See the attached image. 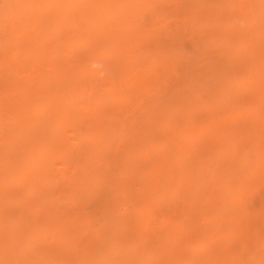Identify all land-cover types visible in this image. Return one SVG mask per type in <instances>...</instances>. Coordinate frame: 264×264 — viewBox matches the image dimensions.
Returning <instances> with one entry per match:
<instances>
[{
  "label": "rangeland",
  "instance_id": "obj_1",
  "mask_svg": "<svg viewBox=\"0 0 264 264\" xmlns=\"http://www.w3.org/2000/svg\"><path fill=\"white\" fill-rule=\"evenodd\" d=\"M34 1L39 2L0 0V264H29L31 258L30 264L38 258L44 264H83L84 258L87 264H123L121 251L126 252L121 258L125 260H129L128 252H134V259L124 264H200L201 259L204 264L211 262L210 256L215 264H264V101L253 86L244 85L247 77H258L264 89V62L260 64L264 60V10L253 24L246 0H141V4L120 0L116 14L127 20L120 21L127 29L120 51L131 61L130 74L136 84L114 85L112 78H119L110 71L112 57L101 59L107 64L95 81L92 71L85 70L94 56L93 47L101 51L107 44L109 18L95 13V18L99 16L95 21L79 19L71 25L59 18L50 0L51 7H43V0L38 5ZM77 15L69 13L68 17ZM250 24L252 30L247 28ZM135 29L141 30V36ZM138 43L141 56L136 55ZM237 43L243 46L235 49ZM81 69L84 72L78 74ZM137 74L141 75L134 78ZM124 89L133 93L119 104ZM57 97L67 101L72 97L77 107L59 118L53 134L48 132L54 126L49 119ZM36 105L41 109H35ZM17 109L30 119L49 118L31 132L26 120L12 121ZM212 127L224 140H216ZM46 136L60 145L51 143L50 148L37 150ZM220 141H228L224 143L227 149L222 150ZM31 143L47 153L39 152L44 165L36 162L40 160L36 151V159L29 155ZM27 161L36 162L42 174L38 178L36 173L38 183L25 174L31 171ZM123 173L124 178H119ZM220 184L223 191L216 189ZM47 218L53 219L54 228L48 225L53 237L36 238L33 245L37 248L28 247L31 253L40 252L34 262L35 253L29 259L25 245L33 233L28 235L27 230L32 225L37 229L39 221L49 223ZM149 221L156 231L158 225L159 229L165 226L163 235L169 242L165 255L157 250L163 237L159 231L154 235ZM115 222L123 231L112 237L118 231L110 230ZM102 230L107 249L101 246ZM105 231L111 233L105 235ZM166 231L173 234L172 240H167ZM98 240L100 247L93 244ZM115 241L121 243L119 247ZM91 244L104 248L100 252L95 247L92 253L104 252L106 258L101 255L96 260L91 253L86 260L90 254L85 247Z\"/></svg>",
  "mask_w": 264,
  "mask_h": 264
},
{
  "label": "bare ground",
  "instance_id": "obj_2",
  "mask_svg": "<svg viewBox=\"0 0 264 264\" xmlns=\"http://www.w3.org/2000/svg\"><path fill=\"white\" fill-rule=\"evenodd\" d=\"M44 1V5H42L43 7L45 6V5H49L50 6V3H48L47 2V0H43ZM55 1V2H54ZM122 1H124V0H122ZM121 1V2H122ZM127 1V0H126ZM134 1V3H135V1H136V3L137 4H141V0H133ZM246 1H249L250 2V4H249V6L247 7V10H246V12L247 13H251L252 14V16H253V19L251 20L252 21V23L253 24H255L256 23V18H257V16L259 15V13L260 12H263V10H264V2L263 1H260V0H246ZM35 3L37 2V1H34ZM39 2H40V0H39ZM38 2V3H39ZM50 2H52V4H51V6H55V7H57L58 8V10H59V13H58V15H59V18L61 19L62 17H63V19L65 20V22L66 23H68V24H71V25H73V24H77L78 22H79V19H80V22H89V21H95L97 18H99V16L101 15H106L108 18H109V20L111 21L110 23H109V25L107 26V30H106V32H105V37L107 38V44L103 47V49L100 51L99 50V47H93V51H94V56L93 57H91V59H92V61L90 62V63H88L86 66H85V70H90V71H92L90 74L91 75H93V80L95 81V76H98L102 71H103V67H104V65H106L107 63H103L102 61H101V59L103 58V57H112L113 59H114V61H113V67L111 68V72L113 73V76H114V74H116V78H119V79H115V77H113L112 78V80L114 79V80H116V81H112V83L114 84V85H118L120 82L122 83V84H120V85H123L124 83V85H126V84H128L129 82H131L132 81V78L133 77H131V70H132V66H131V61H129L128 59H126L125 58V55H124V52H122V51H120V45H121V41H122V38H124L123 36H124V32H125V30H127V29H125V27L123 28V27H121V23H127V20L125 21L124 19H122V20H120V18H118L119 16L116 14V8H117V6L120 4V0H50ZM54 2V3H53ZM38 3H36L37 5H38ZM125 3V2H124ZM42 4H43V2H42ZM50 6V7H51ZM46 9V8H45ZM138 11H140L138 14H141V7L139 6L138 7ZM78 14L77 16H73V17H68V14ZM95 13H99V16L97 17V18H95L94 17V15L93 14H95ZM129 14V13H128ZM123 16V15H122ZM128 16V15H127ZM127 16L125 17V16H123V18H127ZM120 21H121V23H120ZM123 21V22H122ZM68 26H70V25H68ZM103 26H105V24L103 25ZM102 26V27H103ZM82 28V25H81V27H80V29ZM247 28H248V30H252L253 29V26H252V24H250L249 26H247ZM125 29V30H124ZM133 29H131L130 28V32L132 31ZM128 32H129V28H128ZM134 33L135 34H137V35H139V36H141V30H134ZM126 34V33H125ZM238 41H244V40H246V39H244V38H238L237 39ZM60 43H62V42H60ZM59 43V44H60ZM62 44H64V43H62ZM243 46V44L242 43H237L236 44V46H235V49H239V48H241ZM136 47L137 48H135L136 49V55H139V56H141V43H138L137 45H136ZM135 49L133 50V51H130V52H135ZM138 51H139V53H138ZM127 52H129V51H127ZM128 53V54H131V53ZM138 56V57H139ZM131 58V57H130ZM141 58V57H140ZM132 59V62L134 63V62H136V58H134V60H133V58H131ZM262 62H264V60H262L261 62H260V64L262 63ZM121 64H124L122 67H121ZM134 65H136V63L134 64ZM262 65V64H261ZM263 67V66H262ZM137 68V67H136ZM138 69V68H137ZM139 71H140V69H139ZM84 72V70L83 69H81L79 72H78V74H81V73H83ZM139 73V72H138ZM141 74H137L134 78H138L139 76H140ZM118 76V77H117ZM261 79V78H260ZM119 80V81H118ZM138 81V80H137ZM116 82H119L118 84L116 83ZM133 83H134V85L136 84V81L134 82V81H132ZM245 82V84L244 85H250V86H253L254 87V89H255V93H257V97L258 98H260V99H263V100H261V101H264V89H260V84H259V81H258V77L256 78V79H254V80H252V79H249L248 77H247V80L246 81H244ZM249 82V83H248ZM132 83V84H133ZM19 85V87H20V85L21 84H18ZM29 86V85H28ZM129 86V85H128ZM22 87V86H21ZM25 87H27V86H25ZM136 87V86H135ZM132 88H133V90H134V87H132L131 86V90H132ZM20 89H22V88H19V90ZM126 89H124L123 91H122V96H123V98L118 102L119 104H121V103H124V101H126V100H128L130 97H131V95H132V91H128V90H126ZM22 91V90H21ZM128 92V93H127ZM111 99L113 100V102H116L117 101V97H111ZM75 100L72 98V97H70L69 99H68V101L67 100H63V97H57V98H55L54 99V102L57 104V106L55 107V109H54V111L52 112V115L50 116V121H53L54 122V126H53V128H51V129H49L48 130V132H52L53 134H54V132H55V127L57 126V123H58V120H59V118H62L66 113H67V111H68V113H70V109L72 108H74V107H77V105L75 106V104H77V103H75L74 102ZM74 106V107H73ZM34 108V107H33ZM35 109H37V110H40L41 108H40V105L39 106H37L36 105V107H35ZM71 109V110H72ZM43 111V110H42ZM41 111V112H42ZM97 112V111H96ZM14 113H12L11 114V116L13 115ZM72 114V113H71ZM26 114H25V112L24 111H22V110H19L18 111V109L16 110V113L14 114V116H12L11 117V119H12V121L13 122H16V120L18 119V118H21V119H23V120H26L28 123H29V125H30V127H31V132L33 131V127L34 126H43V125H45V123L48 121V119L47 118H49V117H47V116H45V115H41V116H38L37 118H34V119H30V118H27L26 116H25ZM233 117H235L236 116V113H234L233 115H232ZM233 117H231V118H233ZM241 117V116H240ZM239 116H238V118H240ZM99 124V123H98ZM102 126H105V125H102ZM101 126V127H102ZM92 127H94V126H92ZM98 127H99V125H98ZM96 128V127H95ZM97 130H98V133L99 134H101L100 133V128H96L95 129V131L97 132ZM100 130V131H99ZM208 130V129H207ZM207 130H204L203 132L205 133H210V132H207ZM212 130H214V128L212 127V129L210 130V131H212ZM89 131H90V129H89ZM93 131H94V129H93ZM92 131V134H93V136L96 134V133H94ZM216 131V132H215ZM103 132V131H102ZM108 132V131H107ZM213 132H215L214 133V136H215V138H216V140L217 139H219V140H224V139H222L221 137H222V133L221 132H219V130H217V129H215L214 131H212V133L211 134H213ZM218 132V133H217ZM104 133V132H103ZM219 133H221L220 135H218ZM87 134H89V133H87ZM92 134H89V135H92ZM210 134V135H211ZM216 135H218L219 136V138H218V136H216ZM96 136V135H95ZM94 136V137H95ZM99 135L97 134V137H98ZM102 136H104V134H102ZM101 136V137H102ZM49 136H46V138H45V140L47 141H43V142H41L39 145H38V147H36V149L37 150H39V148H41V147H45V148H50V144L52 143V145H55V143H57V144H59V142H57V141H55L54 139V141L52 142H49L48 140H50L51 138H53V137H51L50 139L48 138ZM105 137V136H104ZM205 137V136H204ZM211 139H213V136L211 135ZM224 137V136H223ZM100 138V137H99ZM203 139V138H202ZM95 140V139H94ZM100 139H98V141H99ZM104 140H105V138H104ZM103 140V138L101 139V141L100 142H103L104 141ZM215 140V139H214ZM215 140V141H216ZM185 141V140H184ZM187 141V140H186ZM191 142H194V141H192V140H190ZM190 141H188V142H190ZM96 142V141H95ZM99 142V143H100ZM226 142H228V141H225L224 143L226 144ZM45 143H46V145H45ZM60 143H62V142H60ZM185 143H187V142H185ZM220 143H221V141H220ZM223 142L221 143V144H223L222 145V147L224 146V148H222V150H225V149H227V146H225V144H224ZM231 143V142H230ZM42 144H44L43 146H42ZM219 144V143H218ZM49 145V146H48ZM60 145V144H59ZM101 145V144H100ZM228 145V144H227ZM33 144L31 143V150H33V151H29L30 153H29V155H31V156H34L35 155V152L34 151H36V153H37V157L36 158H38V156H39V158L38 159H40V160H37L36 158H35V156H34V159H36V162H40L42 165H44L45 163H43V160L42 159H44V157L43 156H41V154L40 153H42V154H47L46 152H40V151H37L36 149H34L33 147ZM41 146V147H40ZM46 146H48V147H46ZM154 146V145H153ZM156 146V145H155ZM229 146V145H228ZM55 147V146H54ZM218 147H219V145H218ZM226 147V148H225ZM231 147V146H230ZM41 149H43V148H41ZM40 149V150H41ZM156 149H157V147H156ZM97 150V149H96ZM100 150V149H99ZM134 150H136V149H134ZM229 150H230V148H229ZM98 151V150H97ZM231 151H232V148H231ZM32 152H33V154H32ZM40 152V153H39ZM132 152V151H131ZM221 152H223V151H221ZM235 152V151H234ZM40 155H39V154ZM230 153V152H229ZM236 154V153H235ZM233 155V154H232ZM31 156H29V158L31 159ZM40 156L41 157H43L42 159L40 158ZM67 156V155H66ZM33 158V157H32ZM66 158V157H65ZM231 159H232V157H230ZM67 159V158H66ZM71 159V158H70ZM69 159V160H70ZM204 159H205V157H204ZM230 159V160H231ZM47 160V159H46ZM46 160H44V162H46ZM202 161H201V163H204V160L203 159H201ZM32 161V160H31ZM42 161V162H41ZM30 165L32 164V162H30V161H27ZM36 162L34 161V163L36 164ZM38 162V165H40V163ZM232 162H234V160L232 161ZM231 162V163H232ZM236 162V161H235ZM28 163H27V166L28 167H30V170L31 171H29V170H26V172H25V174L27 173V175L28 174H30L32 177H30V178H32V179H36L37 177L38 178H41L40 177V175H42L41 173L39 174L38 173V171L39 170H37L36 169V167L34 166V163H33V165H31V166H29L28 165ZM69 163V162H68ZM119 164V163H118ZM132 164V163H131ZM164 164H166V163H164ZM125 165H128V163L127 164H125ZM37 166V165H36ZM172 165H170V167H171ZM181 166V165H180ZM179 166V167H180ZM34 167L35 169H36V171H35V169H33L34 170V172H33V170H32V168ZM40 167V166H39ZM118 167H119V165H118ZM121 167L122 168H124V164L122 165L121 164ZM163 167V166H162ZM165 167V166H164ZM168 166H166V168H167ZM41 169V168H40ZM162 170H165V169H162ZM29 173H28V172ZM41 172H43V173H45L44 172V170L42 171V169L40 170ZM122 171H124L123 169H122ZM125 171H127V170H125ZM166 171H168V170H166ZM165 171V172H166ZM174 171V170H173ZM162 172V171H161ZM35 173V176H33V174ZM39 174L38 176H37V174ZM125 173V172H124ZM124 173L122 174V176H120L119 178H124L123 176H124ZM171 173H172V171H171ZM174 173H175V171H174ZM126 174V173H125ZM129 174V173H128ZM167 174H168V172H167ZM47 175V174H46ZM132 175V174H131ZM37 176V177H36ZM44 176V175H43ZM42 176V177H43ZM54 176V175H53ZM126 176V175H125ZM133 176V175H132ZM132 176H130V177H132ZM166 176V175H165ZM25 177H26V175H25ZM29 177V176H28ZM50 177H52V176H50ZM129 177V178H130ZM167 177V176H166ZM179 176H177V178H178ZM38 178H37V183L39 182L38 181ZM46 178V177H45ZM57 178V177H56ZM129 178H127L128 180H129ZM167 178H169V177H167ZM25 179H27V178H25ZM34 179V180H35ZM49 179V178H48ZM55 179V178H54ZM28 180H30V179H27V181ZM43 180V179H42ZM121 180V179H120ZM119 180V181H120ZM124 180V179H123ZM48 181V180H47ZM52 181V180H51ZM125 181H127V180H125ZM55 182V180H53V183ZM122 182V181H121ZM30 182L28 181V183L27 184H29ZM40 183H42V182H40ZM45 183V182H44ZM56 183V182H55ZM59 183V182H58ZM168 183V182H167ZM225 183H226V181H225ZM26 184V183H25ZM32 184V183H31ZM46 184V183H45ZM51 184V183H50ZM49 184V185H50ZM224 186H226V184H224V182L222 183ZM39 185H41L42 186V184H39ZM38 185V186H39ZM46 185H48V184H46ZM45 185V186H46ZM180 185H182V184H180ZM223 185L221 186V184L219 185V186H221V187H219V186H216V189H218V190H220V191H223V190H221V188L223 187ZM32 186H35V185H33L32 184ZM37 186V187H38ZM45 186H43V188L45 187ZM182 186H184V185H182ZM114 187H116V186H114ZM119 187V186H118ZM160 188L159 187V185H157L156 186V188ZM39 188V187H38ZM47 188V187H46ZM169 188V187H168ZM225 188V187H224ZM29 189V188H28ZM35 189L36 190H34V187L32 188V191L34 190V191H38V189L36 188V186H35ZM40 189V188H39ZM45 189V188H44ZM116 189H118V190H120L119 188H117L116 187ZM172 189V188H171ZM171 189H168V190H171ZM30 190H31V187H30ZM43 190V189H42ZM128 190H131L130 189V187H129V189ZM156 190H158L159 191V189H156ZM218 190H216L217 192L216 193H218ZM226 190V189H225ZM29 191V190H28ZM27 191V192H28ZM33 191V192H34ZM155 191V190H154ZM30 192V191H29ZM33 192H31V193H33ZM39 192V191H38ZM40 192H42V191H40ZM168 192V191H167ZM167 192H166V194H167ZM173 191H171L170 193H172ZM30 193V194H31ZM165 193V192H164ZM175 193H176V191H175ZM29 193H27V195H28ZM29 194V195H30ZM158 194H160V193H158ZM236 195V194H235ZM32 196V195H31ZM163 197L165 196L166 197V195L164 194V195H162ZM216 196V195H215ZM226 196H228L227 194H226ZM240 196V195H239ZM46 197H48V196H46ZM161 198V194H160V196H159V199ZM224 199L226 198L225 196L223 197ZM230 197H228V199H229ZM43 199H45V198H43ZM49 199H51V198H49ZM49 199H47L48 201H49ZM227 199V198H226ZM225 199V200H226ZM237 199H239V198H237ZM42 201H45V200H42ZM153 201V200H152ZM155 201H156V198H155ZM51 202H52V200H51ZM220 202L222 203L223 201L222 200H220ZM50 203V202H49ZM150 203V202H149ZM148 203V204H149ZM228 203V202H227ZM150 204H152V203H150ZM159 204V203H158ZM226 204V203H225ZM221 205H224V203L223 204H221ZM152 206V205H151ZM155 206H157V203H156V205H154V207ZM226 207H227V204L225 205ZM224 206V208H226ZM156 209V208H155ZM154 209V210H155ZM228 210H229V208H227ZM153 212V211H152ZM156 212V211H155ZM229 212H231V208H230V211ZM143 213V212H142ZM228 213V212H227ZM153 214V213H152ZM151 214V215H152ZM143 215V214H142ZM109 216V215H108ZM207 216H209V215H207ZM205 217V216H204ZM209 217H211V218H213V217H220V218H223L222 216H216V215H210ZM58 219V218H57ZM109 219V218H108ZM206 219V218H205ZM47 220H49V218H47ZM51 220V219H50ZM50 220H49V223H48V221H47V223L46 222H44V224H42L40 221L38 222V223H40V225L37 223V224H35V225H38V227H37V229H32V226L31 227H29V228H31L30 230L31 231H29V230H27V234L29 235V234H35V235H30V236H32L31 238H30V236L27 238V239H29L28 241H26V249H27V251H29L28 250V247H30L31 245H32V247L34 246L33 245V243H34V241H35V239L36 238H39L40 237V239H48V238H50V236H51V234H49L50 233V228L48 227V225H51V223H52V220H51V222H50ZM112 220V221H111ZM113 220L114 219H112V217L110 216V224H111V222L113 223ZM150 220V219H149ZM199 221V220H198ZM198 221H196V222H198ZM202 221V220H201ZM54 223H55V221H53ZM53 223V224H54ZM182 223V222H181ZM33 224H34V222H33ZM115 224L116 225H114L113 224V228H111L110 230H113V231H116V230H118L117 231V233L116 232H114V233H116L115 234V236H112V237H116V235H118L121 231H123V230H121L120 231V227L121 226H117V222H115ZM148 226L150 227V225L151 226H153L152 224V222L150 223V221L148 222ZM35 225H34V227H35ZM119 225V224H118ZM30 226V225H29ZM44 226H46V227H44ZM52 226L53 225H51L50 227H51V229H52ZM110 226V225H109ZM112 226V225H111ZM157 226V225H156ZM186 226V225H185ZM35 227V228H36ZM48 227V228H47ZM114 227H117V228H114ZM158 227V230L156 231L155 229H154V226H153V231L155 230L156 231V233H155V231H154V235H156L157 233H158V231H159V233H158V236H160L161 235V237H163L162 239L159 237V239H161V240H163L164 239V233H165V231H164V229H165V226L163 227V228H161V229H159L160 227H159V225L157 226ZM53 228H54V226H53ZM122 228H123V226H122ZM174 228V227H173ZM47 229V230H46ZM146 229L147 230H145V231H147L146 233H149V234H146L147 236H149L150 238H151V236H153L152 235V233H151V231L149 230L148 231V228L146 227ZM171 229V228H170ZM32 230H34V231H32ZM37 230V231H36ZM43 230H45V231H43ZM103 230H105V229H103ZM102 230V233L100 232V234L101 235H103V231ZM205 230V229H204ZM28 231L29 232H31V233H28ZM48 233H47V232ZM52 231V230H51ZM106 231H108V230H106ZM106 231H105V235H107V234H109V233H111L110 231L106 234ZM113 231H112V234H113ZM161 231H163L162 233H161ZM36 232V233H35ZM178 232V231H177ZM45 233H47V234H45ZM151 233V234H150ZM176 233V232H175ZM49 234V236H45V235H48ZM111 234V235H112ZM160 234V235H159ZM168 233H167V231H166V234L165 235H167ZM177 234V233H176ZM27 235V236H28ZM37 235H39V236H37ZM40 235H43V236H40ZM57 235V234H56ZM110 235V236H111ZM114 235V234H113ZM141 236H143L142 235V233L140 234ZM206 235V234H205ZM204 235V236H205ZM104 236V235H103ZM103 236H99V238L101 239V241H97V242H95V243H93V244H95L96 246L97 245H99V247H100V244H101V246L102 247H104V248H106L107 249V246H106V244L108 243V242H106L104 239H106L107 240V238L105 237V238H103V240H102V237ZM110 236H107V237H110ZM140 236V237H141ZM147 236H146V239L145 240H147L148 238H147ZM172 236H173V234H168V236L166 237L167 238V240H169V238L172 240ZM42 237V238H41ZM45 237V238H44ZM51 237H53V236H51ZM118 237V236H117ZM230 237V235H228V238ZM174 238V237H173ZM232 238V237H231ZM40 239H38V241L40 240ZM111 239V238H110ZM109 238H108V241L110 240ZM118 240V242L120 241L121 242V240L119 239V238H117ZM142 239H143V237H142ZM205 239V238H204ZM203 239V240H204ZM210 238L208 237V240H209ZM37 240V239H36ZM45 240V241H46ZM84 240H85V238H84ZM83 240V241H84ZM112 240H114V239H112ZM112 240H110V241H112ZM116 240V239H115ZM160 240V242H162L161 243V250H159V249H157L158 250V252L159 251H161V252H165V251H167V250H165V249H167L168 248V244H169V242H168V244H167V242H165V239H164V242L163 241H161ZM207 240V241H208ZM42 241H44V240H42ZM104 241V242H103ZM117 241H115L116 242V244L118 243ZM201 241V240H200ZM210 241V240H209ZM37 242V241H36ZM40 242H41V240H40ZM40 242H37V243H40ZM101 242V243H100ZM134 242H135V240H134ZM137 242V241H136ZM135 242V243H136ZM250 242V241H249ZM100 243V244H99ZM106 243V244H105ZM114 243V242H113ZM122 243V242H121ZM120 243V244H121ZM125 243H129V242H127V241H125ZM125 243H123V244H125ZM130 243L132 244V245H135V244H133L132 243V241H130ZM171 243H172V241H171ZM170 243V244H171ZM85 244V243H84ZM83 244V248H84V245ZM93 244H91V245H87V247H85L87 250V252H89V253H87L86 251H84L85 249H83V254H85V252H86V254L87 255H89L90 254V256H88V259L86 258V260H88L89 261V257H91V253H92V251L93 252H96L97 251V249H99V247H96L95 245H93ZM109 244H110V242H109ZM120 244L118 243V245H116V246H120ZM162 244H164V245H162ZM166 244V245H165ZM37 245V244H36ZM104 245V246H103ZM126 245H128V244H126ZM38 246V245H37ZM37 246H34V247H36L37 248ZM94 246V247H93ZM116 246H115V248H116ZM123 246V245H122ZM131 245H129L128 246V248L130 247ZM136 246V245H135ZM135 246H133V247H135ZM163 246L165 247L164 248V250L162 249L163 248ZM199 246H201V245H199ZM33 247V248H34ZM92 247H93V249H92ZM95 247H96V251L94 250L95 249ZM102 247H101V249H102ZM132 247V246H131ZM33 248H29L30 250H32ZM58 248V247H57ZM62 248V247H61ZM61 248H59V249H61ZM66 248V247H65ZM103 248V249H104ZM109 248V247H108ZM121 248V247H120ZM124 248V247H123ZM125 248H127L126 246H125ZM124 248V249H125ZM156 248V247H155ZM157 248H158V245H157ZM200 248V247H199ZM241 248V247H240ZM244 248V247H243ZM63 250H64V247L62 248ZM82 249V248H81ZM89 249L91 250V251H89ZM101 249H99L100 250V252H101ZM103 249H102V251H103ZM110 249V248H109ZM134 249V248H133ZM35 250V249H34ZM38 250V249H37ZM53 250V249H52ZM62 250V251H63ZM98 250V251H99ZM112 250H114L113 249V247H112ZM163 250V251H162ZM82 251V250H81ZM109 251V250H108ZM119 251V250H118ZM30 253H31V251H29ZM28 252V253H29ZM48 252V251H47ZM50 252V251H49ZM48 252V253H49ZM80 252V251H79ZM100 252H98L99 254H101V255H103V253H100ZM110 252V251H109ZM113 252V251H112ZM115 252V251H114ZM122 253H123V255L126 253H124L123 251H121ZM121 252H119V255L121 254ZM128 252V251H127ZM157 252V251H156ZM157 252V253H158ZM242 252V251H241ZM33 253H35L33 256H32V254ZM38 253H40L39 252V250H38ZM37 251L36 252H32L31 254H28V257L31 255V257H33V259L35 258V260H34V262L36 261V257L35 256H38L37 254ZM69 253V252H68ZM78 253V252H77ZM82 253V252H81ZM81 253H79L80 255H81ZM116 253V252H115ZM132 253H134V252H132ZM131 253V251H130V253L128 252L127 254H130V257L133 255ZM157 253H156V255H157ZM162 253V254H163ZM43 254V253H42ZM74 254V252H72V255ZM78 254V255H79ZM83 254H82V256H83ZM111 254V253H110ZM113 254V253H112ZM126 254V255H127ZM132 254V255H131ZM52 255V254H51ZM57 255V254H56ZM56 255H54L53 254V256H56ZM87 255H86V257H87ZM93 255L95 256L96 255V253H92V258H93ZM101 255H96L97 256V258H95L96 260L97 259H99V256H101ZM105 255H106V253H105ZM105 255H103V257L102 258H106L105 257ZM108 255H109V253H108ZM118 255V257H120ZM123 255H121V257H120V261L124 264L125 262H127V261H129L130 259L132 260V259H134V258H130L129 257V255H128V259L129 260H125L126 259V257L124 258V259H121L122 258V256ZM163 255H165V253L163 254ZM207 256L209 255H212V254H206ZM74 256V255H73ZM72 256V257H73ZM75 256H76V254H75ZM85 256V255H84ZM107 256V255H106ZM160 256V255H159ZM200 256H202V255H200ZM58 257V256H57ZM117 257V259H119ZM157 257H158V255H157ZM193 257V256H192ZM205 257V256H204ZM211 258H212V260H211V262L208 260L207 261V263H204V264H208L209 262H210V264H212L214 261H213V259H214V257L213 256H210ZM243 257V256H242ZM78 258H80V260H81V258H82V260H83V257H78ZM92 258H90V259H92ZM101 258V257H100ZM165 258V257H164ZM199 258V257H198ZM29 259H30V257H29ZM32 259V258H31ZM30 259V262H29V264L30 263H32V261L33 260H31ZM40 258H38L37 259V263H35V264H39V262H40V264H42L43 262L40 260L39 262H38V260H39ZM94 259V258H93ZM112 259H114V258H112ZM163 259V258H162ZM201 259V258H200ZM200 259H198V261L200 260ZM205 260L207 259V258H204ZM79 259L77 260V259H75V261L74 262H78V261H80ZM100 260V259H99ZM98 260V261H99ZM110 257H109V262H110ZM115 260H116V258H115ZM115 260H112L111 262L113 263ZM124 262H123V261ZM197 260V259H196ZM54 261H56L55 259H54ZM53 261V262H54ZM59 261V260H58ZM60 261H61V259H60ZM58 262V263H61V262ZM95 261V260H94ZM120 261H118V262H120ZM162 261V260H161ZM197 261V262H198ZM203 260L201 259L200 260V264H203V262H206V261H203ZM213 261V262H212ZM33 262V263H34ZM52 262V261H51ZM57 262V261H56ZM65 262V261H64ZM76 262V263H77ZM85 262V258H84V260H83V264H87L86 262ZM91 262V264H93L92 263V261H90ZM105 262V261H104ZM108 262V263H109ZM63 263V262H62ZM61 263V264H62ZM79 263V262H78ZM100 263H102V262H100ZM116 263V261L114 262V264ZM191 263H192V261H191ZM240 263V262H239ZM44 264V263H43ZM53 264V263H52ZM71 264H74V263H71ZM80 264V263H79ZM81 264H82V262H81ZM88 264H90L89 262H88ZM96 264H98V262L96 263ZM103 264V263H102ZM110 264V263H109ZM213 264H215V263H213Z\"/></svg>",
  "mask_w": 264,
  "mask_h": 264
}]
</instances>
